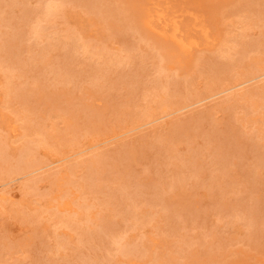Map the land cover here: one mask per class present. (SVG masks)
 Instances as JSON below:
<instances>
[{"label": "rangeland", "instance_id": "obj_1", "mask_svg": "<svg viewBox=\"0 0 264 264\" xmlns=\"http://www.w3.org/2000/svg\"><path fill=\"white\" fill-rule=\"evenodd\" d=\"M21 1L22 0H0V36H3H1V38L6 37L10 32H15L17 29L15 26L21 27L22 31H19L20 33L22 32L21 35L18 33L19 41L21 40L19 43V47H21V49L19 48V52L20 55L22 54L21 57L27 60L28 63L34 62L33 60L47 59L52 55L60 56L61 54L67 53L75 56L76 63H73V66H71L73 70L76 67L74 70L75 74L61 73L59 79H56L51 72L47 74L48 80H50L48 84H52L48 90L54 88L53 90H56L57 94H59L62 90L64 91L65 87H69L71 89L70 93L74 96V99H72L74 102L69 103L65 101L67 92H65L64 95H58L60 97H55V95L51 94L49 97H43L40 92L30 90V98L28 100L29 106L27 105L29 109L26 111L34 114L36 117L31 119L30 124L32 128H30L28 132L24 127V121L19 118L20 110L22 109L21 111H23L26 105L19 102V97L7 100L3 88L1 87L3 75L0 67V146L4 147L7 153V160L0 161V190L7 186L4 185V183H7L9 180L15 179L10 184H24L21 187L22 189L16 188L19 190L15 189L13 190L14 192L12 191L13 194L7 201V204L0 209V264H19L23 262L27 264L32 262V264H38V256L34 255L37 251V254L41 252L40 255L42 257L43 255L47 257H44L46 264H86V262L90 264L91 261L93 262H91L92 264H147L150 256L158 257L162 251H173V253L174 251H178V246L181 243V236L184 234L191 237L196 235H200V237L207 236V242H205L209 244L216 229L222 231V236H220L221 242L218 244L216 254L213 255V252H211L209 256L206 253L200 254L198 252H193L188 257H184V255H181L182 253H179L175 261H179L180 264H185L186 260L189 258V264H205V262L207 264H226L223 261L221 262V260L227 256V259H229L227 264H231L232 262L236 264H264V242H259L260 244L258 245H260V249L259 247L254 248L253 245L244 240L242 234L247 232V227L249 229L255 227H253L251 223L248 224V221L250 222L252 219H250L251 217H249L250 215L246 213L245 209L241 207L242 205H248V208L254 206V211L251 209L250 212H254L261 218L258 224L264 229V161H258V166H253V170L247 173L242 171L243 167L241 164L238 166L233 164L232 161L229 164V161L224 162L226 159L222 160V158H215V156L212 155L206 162L208 166H206L205 169L202 168V171H197L196 174L190 172L187 175L188 177H185L184 180L178 172L180 168L183 169L181 167L182 158H186L187 155L191 154V159L194 160H198L201 154L202 156L208 155L207 153L210 152L205 148L214 147L213 143L215 139L211 137L216 138L217 135L220 137L222 136L225 141L227 135L229 141L237 137L242 140V147L240 146L232 149L230 147L231 151L233 149L239 151L236 152L238 153V158H241L240 150L241 148H246L245 144L248 140H255L254 142H257L256 146H258V149H261L260 151L264 149V145H262L264 141L262 138L258 137L263 121L261 119L254 120L249 118L253 113L251 107L247 111H241L237 108L230 109V107H228L229 109H217L216 107L219 104L218 102L232 96L235 94L236 90L248 87L251 88L256 82V84H260V81L254 80L244 85V87L232 89L223 94L221 93L224 89L234 86V84L239 82L243 77H251L253 74L252 71L247 69V66V68H245L243 64L249 62L251 56L260 57L264 55V50H254L242 58L239 57V61L237 59V61H229L224 56L226 54V45L228 43L233 44L232 42L235 38L244 32L240 27L241 0H162V2L170 1V4H172H169L170 6L175 7L176 10H182L179 11V14L184 13L181 16L183 18L184 15V19L181 18L184 22L189 20L192 21L194 18L193 15L199 13L198 15L202 16L201 21L204 20L206 22L205 24L210 26L209 35L212 39L210 38L211 40L209 39L208 41L203 37L201 38L200 33H198L200 32L198 28L196 29L197 33L195 30L192 31V33L199 38V43L197 48L191 49V52L189 51L188 54L177 50L168 38L152 32L143 24L141 20L144 15L143 6L149 0H105L106 2L100 0L99 3L104 1L102 6L101 3H97L98 0H80L81 3L79 0L78 2L77 0H70V3L68 2L64 5L58 13L64 15L63 18L61 16V18H55V20L40 21V26L43 27V33L41 31L42 39L39 41L34 40L31 35L32 33L29 32V25L44 18V7L39 5L40 0H24L22 1V3L24 2L23 5ZM18 2L20 5H18ZM107 4H109L111 8L105 10ZM9 5L10 8L12 7L11 9ZM96 6L98 10H90V8L94 9ZM11 11H14V13ZM24 13H28L26 18L23 17ZM61 19H63V21ZM15 22L17 23L14 25ZM6 23L8 24L4 26ZM25 24L28 26L27 28ZM67 28L78 30L83 38L92 40L95 43L98 42V44H100L98 46L104 50H111L112 52L124 50L127 56L136 59V61L128 65V70L138 65L140 67L144 66V69H141L145 72L141 71L139 76L136 74L138 78L140 77L138 80L136 79L137 77L135 78V75L133 79H129V81L125 78L127 76H125L124 80H117V83L115 80V82H113L112 79L105 76L98 79V75L95 76L94 74V66L105 65L102 60H94L92 52L84 51L79 41L62 48L58 41L52 37L53 35H62V31L65 33ZM12 29L14 30L12 31ZM49 29H51L50 31H55L51 33ZM246 32L255 37L260 35L261 28L254 26L246 30ZM256 39H258V37ZM234 51L235 50L230 49L229 53H234ZM33 52H36L37 56L33 54ZM245 53L247 54V50ZM30 56L36 59L30 58V61V59H28ZM210 58H216L220 63L224 64L228 62L229 65L224 68L210 65L209 67H212L215 71L203 72L202 69L207 67L206 63ZM29 66L30 65L27 64L26 69L30 68ZM76 70L79 72L77 73ZM158 70L161 71L159 74L160 79L157 78V86L152 87L153 84L157 83L152 81V77L154 74L158 73ZM170 75L175 78L171 80L172 82L170 84H174L175 82L178 85H176V87L175 85H170L172 90L170 89V92L166 94L163 101H159L158 97L154 95L156 92H162L164 89L163 84L169 81ZM134 79L137 81L135 87L133 85L134 82L132 83ZM188 79L191 80L190 84L187 83L185 86L181 83L187 82ZM66 85H68V87ZM177 87H179V89ZM216 93H218V95L212 97L214 99L210 98L211 101L208 99L205 100L206 102L202 100ZM215 98H217V101H214ZM200 100H202V102ZM160 102H164L165 105H167L165 112H161L159 108ZM210 104L213 106H209ZM254 104L255 102L252 101L250 106ZM65 105L70 106L71 110H77L78 107H81L82 110L79 113L71 114L62 109ZM187 106L189 107L181 110V108ZM148 109L154 111L150 116L146 114ZM207 110L212 112L211 119L207 122L210 126V130L204 128V123H198V125L191 126L192 128L190 127L187 135L183 133L178 137H169L156 143L160 145L161 151L152 154V159H154L155 163L157 162L153 164L158 165V162H160L159 160L163 158L164 160L166 159L167 162V164L161 168L162 170H160V172L157 168L155 171L152 169L153 166L151 162L146 164L145 161H142L141 154L144 150L150 148L148 144L144 145L145 143L139 145L141 147H137V153L133 151L130 154L132 157H138V159L132 161L131 164H128L127 160L123 158L113 159L112 161L118 164V170L116 171L111 168L108 173H103L101 170H98V168L101 169L100 165L99 167L96 166L93 168L91 173L88 171V168L98 162L96 159L99 158V155L105 151L121 147L131 140L134 141L146 134L152 133L153 130L164 126H170L194 114H199ZM168 113L171 115L160 119V121H155L157 118ZM82 117L90 118V122H88L91 124L83 123ZM237 117L240 119H237ZM224 118L233 119L238 128L237 134H233L232 132L226 134L223 129L225 125ZM150 121L152 122L151 124L141 128L139 127ZM215 128H217L216 131ZM46 132L49 133L48 136L45 135ZM229 133L232 136L229 135ZM60 134H64V137L57 138ZM190 137H192V139H189ZM29 145L33 147L34 151L29 155H23L22 152L25 154V152L29 150ZM163 149L164 152L162 151ZM196 155L197 157H195ZM96 156L98 157L94 158ZM60 158L63 159L60 160ZM220 159L222 161H219ZM53 162L56 163L54 164ZM209 162L211 163L209 164ZM240 162H242V160H240ZM261 162L262 164H260ZM222 165L224 166L222 167ZM128 166H131L132 171L127 177L132 180L131 182L136 188L139 187L138 189H140L130 188L129 190H132L133 193L129 192L128 189H120L118 183L123 174V169L128 168ZM211 166H213L212 171L214 176L210 171ZM219 166L221 167L219 168ZM225 166L226 174L224 173ZM203 171L208 173L207 177ZM210 175L213 176L212 181ZM88 176H91V180L97 181L94 191H92L93 189H91V187L85 186ZM196 176H198V178ZM214 179L219 182L222 181L221 186ZM236 179L242 180L241 182L243 183H241V185L238 184ZM169 182L175 186L173 185V188H169L170 184H167ZM211 182H213V184L215 182L218 184L215 190V201L210 200L214 194V192H212L213 190H211ZM225 182L228 185H226ZM255 182L261 186L263 185V188H257L256 190L253 187L254 190H252L251 185L253 186ZM82 183L85 184L83 185ZM158 183L165 184L167 189L166 192H163V189L161 190L162 187ZM236 183L237 186L235 185ZM25 185L27 188H24ZM152 186L154 187L152 188ZM207 188L211 191L208 192ZM118 189H120V193H124V195L122 194L124 199L120 202L121 204L123 203L122 206L120 204L102 205L96 197L101 194L105 198L108 193ZM156 189H158V192H156ZM181 189L184 190L186 194H191L194 191L191 195L194 194L193 197H195L196 200L192 202L190 208L187 207L182 210L180 209L181 212H175L177 214H185L187 218L191 217L192 212H194L192 218L199 216L202 219L196 222L195 220H183L185 219L183 218L185 215L180 218L177 217L178 222H183L182 225H180L179 229L174 228L172 233H170V231L168 234V232L162 230V224H164L165 221L160 214L162 212H171L173 209L176 210V204L174 202L176 199L175 196ZM251 190L253 192H250ZM259 190L263 193L261 201L257 198V192ZM160 191L161 194L163 193L162 198ZM17 192H19V194H17ZM141 192L146 195H143ZM153 192H156L159 196ZM15 194H17L16 197ZM136 197L140 198L137 199ZM65 198H71L75 208L68 212L69 222L61 224L57 223L58 211L56 210L54 213H50L47 209L56 204L59 200ZM146 198L148 200H146ZM158 198H161V202ZM138 200L142 203V206L137 202ZM147 201H149V203L151 202V204L148 203L147 205ZM249 201L251 202L249 203ZM215 203H218L219 206H216ZM223 203H229V208L225 209L220 206V204ZM137 205L138 207L136 208ZM146 205L147 207H145ZM110 206H114L115 210H110ZM198 206L202 207L199 208ZM162 207L164 209L166 208V210ZM233 207H239L241 211ZM129 209H132L131 213L133 212V214L130 213L128 216L127 214L130 212ZM147 209L149 210L147 211ZM138 211L140 212L138 213ZM82 212L89 213L90 218L86 219ZM141 212H143V214H141ZM206 212L208 214H206ZM244 212L247 215V219ZM137 213L138 218L136 216ZM236 213L238 215L235 216L234 214ZM130 215H134L136 219L133 218L135 221L129 220L127 224ZM99 219H104L114 224V227L112 226L111 228L114 231L117 241L119 240L120 242L121 240V242L120 246H116L117 244L115 243L114 246L112 245L113 240L110 241L107 235L106 238L108 240H106L110 242L102 244L101 247L99 246L102 252H104V256L91 257V260V258H87L84 255V249H78L77 245L81 243V237L88 231L87 228H84L86 224H92L93 227H95L94 230L102 228L98 225ZM124 219H126V221ZM226 219L230 220L227 222ZM246 221L247 223H244ZM157 222H159V224H157ZM224 223L229 225L225 224L226 226L221 227ZM233 223L236 224L234 225ZM231 224L233 225L231 226ZM250 225L251 227H249ZM57 240L61 241V245L58 248L56 247ZM132 241H134V244ZM124 242L126 247L122 248L121 244H124ZM262 245L263 248L261 247ZM194 246L195 245H193L191 249H193ZM116 247L117 249L114 250ZM147 248L148 250H146ZM133 249L135 251H133ZM75 252L77 254H75ZM149 253H151V255L148 256ZM176 253L175 256L177 255ZM184 253L188 254V252ZM108 254L110 255V260L107 261V259H109ZM140 254L143 256H139ZM75 255H77L76 258H74ZM207 258L210 261L207 262ZM59 259L68 262L64 263V261H59Z\"/></svg>", "mask_w": 264, "mask_h": 264}, {"label": "bare ground", "instance_id": "obj_2", "mask_svg": "<svg viewBox=\"0 0 264 264\" xmlns=\"http://www.w3.org/2000/svg\"><path fill=\"white\" fill-rule=\"evenodd\" d=\"M7 1V0H6ZM12 1V0H11ZM15 1V0H14ZM24 1V0H22ZM21 1V3H22ZM70 0H40V4L41 6H43L44 8V18H41L39 19L38 21H36L34 24L31 23V25H29V32H31L34 40H37L39 41L41 38V34L43 33V30L40 26V23L43 21V20H52L55 18H62L64 17V15H61V14H58L61 10V8H63L64 5H66ZM80 1V0H79ZM93 1V0H92ZM100 0L97 1V3H99ZM105 1V0H104ZM104 1H101V6H102V3ZM108 1V0H107ZM78 2V0H77ZM106 2V1H105ZM9 3V2H8ZM13 3V2H12ZM24 3V2H23ZM22 3V5H23ZM70 3V2H69ZM81 3V1H80ZM91 3V2H90ZM96 3V2H95ZM99 3V4H100ZM171 2L169 1H166V2H162V0H149L148 2H146V4H144L143 6V10H144V15L143 17L141 18L143 24L148 27L152 32L154 33H157L158 35L160 36H164L166 38H168L173 44L174 46L176 47L177 50L181 51V52H185L188 54V52L190 51L191 52V49L193 48H197V45H198V41H199V38L196 37V35L194 33H192L193 30H195L196 32V29L198 28V30H200V35H201V38L203 37L205 40H209L210 38L212 39V37L209 35V29H210V26H207L205 23V21H201V18L202 16H198L197 15H193L194 18L192 21H187V22H184V15H183V18L181 17L182 14L184 13H181L179 14L180 12L179 11H182V10H176L175 7H172L170 5ZM4 4V3H3ZM6 4V3H5ZM83 4V3H82ZM170 4V5H169ZM14 5V4H13ZM18 5L19 2H18ZM26 5V3H25ZM15 6V5H14ZM28 6V5H27ZM104 6V5H103ZM109 4H107V8L106 9H109L111 8V6H109ZM26 7V6H25ZM24 7V8H25ZM88 7V6H87ZM99 7V6H98ZM9 8H10V5H9ZM12 8V7H11ZM10 8V9H11ZM18 8V7H16ZM86 8V7H85ZM97 6L94 7V9H91L90 10H98ZM22 9V8H21ZM102 9V8H101ZM240 9H241V18H240V27L242 28V30L244 31L243 33L240 34V36H238L237 38H235V40L232 42L233 44L231 43H228L226 45V54L224 55L229 61H235L236 59L239 61V57H244L246 55L249 54V52L251 51H254V50H257V51H263L264 50V0H241L240 1ZM32 10V9H31ZM100 10V8H99ZM116 10V9H115ZM15 11V10H14ZM14 11H11L14 13ZM19 11V10H18ZM23 11V10H22ZM25 11V10H24ZM26 11H29V10H26ZM191 11V10H190ZM10 12V13H11ZM194 12V11H192ZM16 13V12H15ZM22 13V12H21ZM29 13V12H28ZM28 13H24L23 14V17L26 18ZM56 13V14H55ZM189 13V12H188ZM197 13V12H196ZM55 14V15H53ZM187 14V13H186ZM194 14V13H193ZM21 15V14H20ZM30 15V14H29ZM13 16V15H12ZM31 16V15H30ZM18 17V16H16ZM21 17V16H20ZM200 17V18H199ZM19 18V17H18ZM22 18V17H21ZM20 18V19H21ZM40 18V17H39ZM182 18V19H181ZM29 19V18H27ZM38 19V18H37ZM36 19V20H37ZM1 20V18H0ZM14 20V19H12ZM42 20V21H41ZM63 21V19H61ZM32 21V20H30ZM41 21V22H40ZM61 21V22H62ZM23 22V21H22ZM65 22V21H64ZM1 23V22H0ZM17 22L14 23V25L16 24ZM28 23V22H27ZM30 23V22H29ZM66 23V22H65ZM8 23L4 24V26H6ZM21 24V22H20ZM56 24V23H55ZM1 25V24H0ZM3 25V24H2ZM14 25H13V28H14ZM26 25V24H25ZM45 26V25H44ZM54 26V25H53ZM57 26V24H56ZM65 26V24H64ZM254 26H258L261 28V32H260V35L258 36H255L256 38L258 37V39H256L252 34H248L246 32V30H248L249 28H253ZM1 27V26H0ZM9 27V26H8ZM17 29L15 32H10L6 37L4 38H1L0 36V67L2 69V75H3V81L1 83V87L3 88V91L5 93V97L7 98V100L9 99H12V98H15V97H19V102L22 103L23 105H26V108H24L23 111L20 110V115H19V118L22 119L24 121V127L27 129V131L29 132L30 128H32V125L30 124V121L31 119H34V117H36L34 114L30 113V112H27L26 110L29 109V103H28V100H29V93H30V90H34L36 92H40V94L43 96V97H49L50 94L51 95H55V97H60L58 95H64L65 92H67V96L65 97V101L69 102V103H72L74 101H72V99H74V96L70 93L71 89L68 87V85H66L68 88L65 87L64 91L62 90L61 93L57 94L56 90H53L54 88H52L51 90H48L49 87L52 85H49L48 84V81L50 82V80H48V76L47 74L49 72H51L52 74H54V77L56 79H59L60 78V75L61 73H67V74H75V68L74 70L72 69L71 66H73V63L75 64L76 62V57L71 55V54H61L60 56L59 55H52L50 57H48L47 59H40V60H33L34 62H31V63H28L27 60H24L21 56L22 54L20 55V52H19V48L21 49L20 46V41H19V35L18 33L21 35V33L19 31H22V28L20 27H17L15 26ZM28 26L26 25V28ZM51 27V26H50ZM55 27V26H54ZM63 27V26H62ZM11 28V27H10ZM19 28V30H18ZM70 28V27H69ZM1 29V28H0ZM15 29V28H14ZM12 29V31L14 30ZM46 29V28H45ZM54 29V28H53ZM51 29H49L50 31ZM60 30V29H59ZM58 30V31H59ZM2 31V30H1ZM8 31V29H7ZM42 31V33H41ZM55 31V30H54ZM54 31H50L51 33L54 32ZM62 31V30H61ZM63 34L62 35H53L52 37H54L58 43L60 44V47H67L68 45L74 43V42H80V45L82 46V48L84 49V51H91L92 52V56L94 57V60H102L105 65L101 66V65H95L94 66V69H95V76H97V78L99 79L100 77L102 76H105L109 79H112L113 82L116 81L117 83V80H124L125 78H127V80L129 81V79H133L134 75H135V78L138 80V76L139 74L141 73L142 69H144L138 65H135L134 67H131L130 70H128V65L134 61H136V59L134 57H129L127 56L125 53H124V50H120L118 52H112L111 50H104L102 49L101 47H99L98 45V42L95 43L94 41L92 40H89L87 38H83V36H81L80 32L76 29H68L66 30V32L64 33V31H62ZM50 33V34H51ZM197 33V32H196ZM2 34V33H1ZM55 34V33H54ZM59 34V32H58ZM4 35V34H3ZM44 35V34H43ZM31 36V37H32ZM216 36V35H215ZM3 37V36H2ZM210 39V40H211ZM215 41V40H214ZM130 44V43H129ZM208 44V43H207ZM36 45V44H35ZM58 45V44H57ZM200 45V44H199ZM30 47V45H29ZM36 47V46H35ZM37 48V47H36ZM126 48V47H124ZM32 49V48H31ZM30 49V50H31ZM34 49V47H33ZM39 49V48H38ZM230 49H233L235 50L234 53H229V50ZM36 50V49H35ZM247 50V54L245 53ZM34 51V50H33ZM31 52V51H29ZM33 54H36L37 56V53L33 52ZM39 54V52H38ZM191 54V53H189ZM31 55V54H30ZM42 57V56H41ZM40 57V58H41ZM75 57V58H74ZM30 58H35V57H29L28 59ZM36 59V58H35ZM236 60V61H237ZM242 60V59H241ZM31 61V59H30ZM29 64L30 68L26 69V65ZM32 65V66H31ZM207 67L204 69H202L203 72H209V71H212V67L210 68L209 66H215V67H219V68H224L226 67L227 65H229L228 62H226V64L224 63H220L216 58H210V60L206 63ZM243 66H245V68L249 69L250 71H252V75L251 77H248V78H245L243 77L242 79H240L239 82L235 83L234 86L232 87H229V88H226L224 89L223 91H221V93H226L232 89H238L240 87H244V85L248 84L249 82L251 81H254V80H258L260 81V84H256L251 87V88H242L240 90H236L235 94H233L232 96H229L223 100H221V102H218L219 104L216 106L217 109L220 108V109H223V108H228L230 107L231 108H237V109H240L241 111H247L250 107L252 108V115L249 117L250 119H254V120H257V119H261L263 121V125L262 127H260V132L258 134V137L262 138L263 141H264V55L263 56H258V57H252L251 56V60L249 62H246L245 64H243ZM247 66V67H246ZM250 66V67H249ZM214 67V68H215ZM142 68V69H141ZM0 69V70H1ZM229 69V68H228ZM215 71V70H213ZM77 72V70H76ZM79 72V71H78ZM77 72V73H78ZM142 72H145V71H142ZM76 73V74H77ZM97 73V74H96ZM161 73L160 70H158V73L157 74H154V76L152 77V81L153 82H157L156 84H153L152 87H156L157 84H158V79L159 78V74ZM50 74V73H49ZM80 74V73H79ZM136 74H138V76H136ZM1 75V76H2ZM142 75V74H141ZM80 76V75H79ZM127 76V77H125ZM158 76V77H157ZM125 77V78H124ZM155 77V79H154ZM173 76L170 75L169 76V81L164 83L163 84V90L162 92L159 91V92H156L154 96H157L159 101L162 100L163 101V98H165L166 94L170 92V89L172 90V88H170V85L176 87V85H178L177 83H175L174 81V84H170L173 80ZM175 79V78H174ZM115 80V81H114ZM135 80V79H134ZM132 81L134 87H135V83L137 82L136 80L135 81ZM177 80V79H176ZM175 80V81H176ZM190 81L191 80H187V82H181V81H178V82H181L183 85L186 86L187 83L190 84ZM1 82V81H0ZM160 83V82H159ZM185 83V84H184ZM137 85V84H136ZM182 85V86H183ZM65 86V85H64ZM64 86H61V87H64ZM179 86H180V83H179ZM181 86V87H182ZM184 86V87H185ZM55 87V86H54ZM179 89V87H177ZM58 89V88H57ZM182 89V88H181ZM180 89V90H181ZM61 90V89H60ZM164 91V92H163ZM174 91V90H173ZM216 95H218V93L216 94H212V95H209L207 96V98H203L202 100L205 101V100H210L211 99H214L212 97H215ZM226 95V94H225ZM62 97V96H61ZM219 98V97H217ZM215 98L214 101H217ZM224 98V97H222ZM58 99V98H57ZM202 100H200L202 102ZM220 100V99H219ZM199 101V102H200ZM255 102V104L253 106H250V103L251 102ZM198 102V101H197ZM206 102V101H205ZM130 103V102H129ZM210 103V102H209ZM213 103V102H212ZM197 104V103H196ZM28 105V106H27ZM129 105V104H128ZM193 105V104H192ZM202 105V104H201ZM166 106L164 102H160V105H159V108L161 110V112H165L166 111ZM209 106H213V105H209ZM189 106L187 107H183L181 108V110L183 109H186L188 108ZM63 110H65L66 112H69L71 114H76V113H79L81 112V107H78L77 110L76 109H72L71 110V107L68 106V105H65L62 107ZM229 109V108H228ZM231 111V110H230ZM153 110H147V116H150L153 114ZM19 113V112H18ZM232 113V112H231ZM233 114V113H232ZM234 114H235V111H234ZM169 115L171 114H164L162 115L160 118H157L155 121H160V119H163V118H166L168 117ZM211 115H212V112L210 110H207L205 112H202V113H197V114H194L184 120H181V121H178L170 126H164V127H161V128H158L156 130H153L152 133H149V134H146L145 136L143 137H140L139 139L137 140H134V141H129L127 142L126 144H124L123 146L121 147H118V148H112L108 151H105L104 153L100 154L99 155V158H97L98 156L94 157V158H97L96 160L98 161L96 164H94L93 166H91L90 168H88V171H90V173L93 171V168H95L96 166L101 167V169L98 168V170H101L103 173H108L110 171V169L112 168L114 171L118 170V164L117 162H113L112 160L113 159H120V158H123V159H126L128 164H131L132 161H135L138 159L137 156H130V154L134 151V153H137L138 150L137 147H141L139 145H147L150 146L149 149L147 150H144V152L141 154V159H143L142 161L147 164V163H150L152 164V169H154V171L156 170V168L159 170H162L161 168L167 164L166 162V159L164 160L161 159L159 160L160 162H158V165H154L153 163L154 162V159L153 158V153H159L161 151V147L160 145L156 144L158 143V141H163L169 137H178L179 135L185 133L184 135H187L188 134V131L190 129L191 126H195V125H198V123H204L205 126L204 128H206L207 130H210V126L209 124L207 123L210 119H211ZM234 116V115H233ZM244 117V115H243ZM90 118L88 117H82V122L83 123H89ZM100 119V118H99ZM104 119V118H103ZM237 119H240L239 117H237ZM224 122H225V125L223 126V129L224 131L226 132V134L228 132H232L233 134H237V126L235 125L233 119L231 118H224ZM248 120V119H247ZM89 121V122H88ZM95 121V120H93ZM154 121V122H155ZM101 122V120H100ZM103 122V121H102ZM153 122V123H154ZM147 123V124H146ZM142 125H140L139 127H144L145 125H148V124H151L152 122L150 121L149 123L146 122ZM207 123V124H206ZM91 124V123H89ZM41 127V126H40ZM43 127V126H42ZM192 128V127H191ZM214 128V127H213ZM133 129V128H132ZM131 129V130H132ZM136 129V128H135ZM217 128H215V131H216ZM201 132V131H200ZM213 132V131H212ZM60 133H63V132H60ZM171 133V134H170ZM209 134V132H208ZM211 134V133H210ZM222 134V133H221ZM220 134V135H221ZM225 134V133H224ZM46 136L49 135L48 132L45 133ZM207 135V133H206ZM217 135V134H216ZM215 135V136H216ZM229 135H231L229 133ZM239 135V134H238ZM52 136V135H51ZM232 136V135H231ZM55 137V136H54ZM64 137V134H60L59 136H57V138H62ZM209 137V136H208ZM207 137V138H208ZM237 137V136H236ZM184 138V137H183ZM212 139H215L214 141V147L212 148H205L206 150H208V152L210 153H207L208 155H205V156H202V152L200 153L201 154V157L198 159V160H194V159H191V154L187 155L186 158H182V165L181 167L183 169L180 168V170L178 171L180 173V176L182 177V179L184 180L185 177L187 178L188 176V173H192V174H196L197 171H202V168H206L207 165V160H209L210 156L214 155L215 158L216 157H220L223 159H226L224 162L226 161H229V164L230 162L232 161L233 164L235 165H238L240 166V164L242 165L243 169L242 171L243 172H251V170H253V166L255 167V165L258 166L259 162L258 161H264V149L262 151H260L261 149H258V146H256L257 142L255 143L253 140H248L246 141V148H241L240 152H241V158H238L237 157V154L236 152H239L238 150L236 149H233L231 151L232 148H235V147H242V140L239 139V137L235 138L234 140H230L229 141V138H228V135H227V139L226 141L224 140V138L221 136H216V138H213L211 137ZM210 138V139H211ZM234 138V137H233ZM231 138V139H233ZM252 138V137H250ZM189 139H192V137H190ZM247 139V138H246ZM259 139V138H258ZM261 139V140H262ZM110 140V139H109ZM108 141V140H106ZM105 141V142H106ZM262 141V143H263ZM222 143V144H221ZM219 144V146H218ZM96 145H99V144H96ZM94 145V146H96ZM195 145V144H194ZM264 145V143L262 144ZM30 147L29 150L27 152H25V154L22 152L23 155H29L31 152L34 151L33 147L32 146H28ZM93 147V146H91ZM153 147V149H152ZM156 147V148H155ZM189 147V146H188ZM231 147V149H230ZM262 147V146H261ZM260 147V148H261ZM90 148V147H89ZM187 148V147H186ZM197 148V147H196ZM27 149V148H26ZM26 149H23V150H26ZM140 149V148H139ZM188 149V148H187ZM194 149V148H193ZM198 149V148H197ZM87 150V149H86ZM190 150V149H189ZM200 150V149H199ZM164 152V149L162 150ZM188 151V150H187ZM193 151V150H192ZM186 152V151H185ZM197 152V150H196ZM199 153V152H198ZM234 154V155H233ZM96 155V154H95ZM93 155V156H95ZM98 155V154H97ZM137 155V154H136ZM229 155V156H228ZM92 156V157H93ZM183 156V155H182ZM240 156V155H239ZM70 157V156H68ZM104 157V158H102ZM185 157V155H184ZM197 157V155L195 156ZM243 157V159H242ZM140 158V156H139ZM193 158V156H192ZM214 158V157H213ZM63 159V158H62ZM60 158V160H62ZM66 159V158H64ZM218 159V158H217ZM1 160H7V153L5 152V149L4 147L0 146V161ZM59 160V161H60ZM221 159L219 161H222ZM240 160H242V162H240ZM210 161H213V160H210ZM57 162V161H56ZM56 162H53L54 164ZM157 163V162H156ZM155 163V164H156ZM211 162H209L210 164ZM213 163V162H212ZM216 163V162H214ZM219 164V163H218ZM223 164V163H222ZM227 164V163H226ZM262 164V162L260 163ZM51 165V164H50ZM221 165V164H220ZM154 166H157V167H154ZM224 165H222L223 167ZM228 166V165H226ZM226 166L224 167L225 170H224V173L226 174ZM212 167L211 166V173L213 175V171H212ZM215 167V165H214ZM221 166H219L220 168ZM216 168V167H215ZM218 169V168H217ZM157 170V171H158ZM215 170V169H213ZM131 166L126 169H123V174L121 175L120 177V180L118 181L119 185H120V189H130V188H136V186H134V184H132V180L127 177V175L129 173H131ZM219 171V169H218ZM217 171V172H218ZM222 171V170H221ZM255 171V170H254ZM195 172V173H194ZM230 172V171H229ZM233 172V171H232ZM253 172V171H252ZM203 173H205V176L207 177V174L206 171ZM161 174V173H160ZM164 174V173H163ZM222 174V173H220ZM162 175V174H161ZM201 175V174H200ZM198 175V176H200ZM246 175V174H245ZM249 175V174H247ZM258 175V174H257ZM178 176V175H177ZM193 176V175H191ZM190 176V177H191ZM198 176H196L198 178ZM211 176V175H210ZM214 176V175H213ZM211 176V181H212V177ZM231 176H234V175H231ZM181 177H178V178H181ZM195 177V178H196ZM223 177V176H222ZM228 177V176H226ZM216 178V176H215ZM257 178V177H255ZM91 176H88V178H86V184L85 183H82L83 185L85 184V186H88V187H91V189H93L92 191H94V187H95V184L97 183V181H94V180H91ZM159 179V178H158ZM15 180V179H13ZM13 180H9L7 183H4V185H7L4 189H1L0 190V209L1 207H4L6 204H7V201L10 199L11 195L13 194L12 191L15 190L16 188H21L24 184H10ZM165 180V179H164ZM178 180V179H177ZM188 180V179H186ZM185 180V181H186ZM216 180V179H214ZM222 180V179H221ZM220 180V181H221ZM237 180V183L241 185V182L242 180ZM244 180V179H243ZM254 180V179H253ZM259 180V178H258ZM160 181V180H159ZM179 181V180H178ZM177 181V182H178ZM184 181V182H185ZM217 183L220 184L221 186V182H219L218 180H216ZM255 181V180H254ZM253 181V182H254ZM261 181V180H260ZM134 182V181H133ZM182 182V180H181ZM214 182V181H213ZM213 182H211V190H213L212 192H214V194L212 195L211 199L210 200H214L215 201V190L217 189L218 187V184L215 182L213 184ZM179 183V182H178ZM183 183V182H182ZM224 183V182H223ZM226 183V182H225ZM233 183V182H232ZM237 183L235 184L237 186ZM262 183V182H261ZM156 184V183H155ZM159 184V183H158ZM157 184V185H158ZM167 184H170L167 183ZM234 184V183H233ZM155 185V186H157ZM162 188L161 190L163 189L164 191L163 192H166V187H165V184L163 185L162 183L159 184ZM158 185V186H159ZM173 185L174 184H170L169 185V188H173ZM209 185V183H208ZM223 185V184H222ZM226 185H228L226 183ZM175 186V185H174ZM207 186V185H206ZM234 186V185H233ZM244 186V185H243ZM242 186V187H243ZM29 187V186H28ZM154 186H152L153 188ZM184 187V186H183ZM241 187V186H240ZM248 187V186H247ZM252 187V190L256 189L257 188H263V185H259L258 183H253V186L251 185ZM254 187V189H253ZM24 188H27L26 185L24 186ZM139 187H137L136 189H138ZM151 188V187H150ZM156 188V187H155ZM167 188H168V185H167ZM207 188V190H208ZM220 188V187H219ZM239 188V187H238ZM19 189H16V190H19ZM22 189V188H21ZM116 190V191H112L110 193H108V195L104 198L103 195H97L96 197L99 199L100 203L102 205H114V204H117V205H121L122 204L120 203L124 198L122 196V194L124 195V193H120L119 190ZM179 189V188H177ZM221 189V188H220ZM236 189V188H235ZM240 189V188H239ZM140 190V189H138ZM147 190V189H146ZM149 190V189H148ZM175 190V189H174ZM211 190H208V192H210ZM250 191V192H253V191ZM255 190V191H256ZM25 191V190H24ZM14 192V191H13ZM23 192V190H22ZM129 192H132V190H129ZM143 193H145L144 191H142ZM141 192V193H142ZM150 192V190H149ZM156 192H158V189H156ZM155 192V193H156ZM194 192V191H193ZM192 192V193H193ZM239 192V191H238ZM98 193V192H97ZM101 193V192H100ZM133 193V192H132ZM142 193V194H143ZM151 193V192H150ZM154 193V192H153ZM154 193V194H155ZM191 193V194H192ZM236 193V192H235ZM242 193V191H241ZM255 193V192H254ZM258 195H257V198L258 200H262V191L259 190L258 192ZM256 193V194H257ZM17 194H19V192H17ZM15 194V197L16 195ZM127 194V193H126ZM163 194V193H162ZM162 194H161V191H160V195H161V198H162ZM191 194H186V192L184 190H179L177 193H176V199H175V206H176V210H172L171 212H162L160 215H162L161 217L164 219V224H162V230L164 232H169L172 233V230H174V228H178L180 227V225H182L183 222H178L177 221V217H181V216H184L185 214H177L175 211H178V212H181L182 209L184 208H187L189 207L190 208V205L192 204V202L194 200H196L195 197H193V195ZM252 194V193H251ZM133 195V194H131ZM143 195H146V194H143ZM156 195L159 196V194L156 193ZM196 195V194H195ZM221 195V194H220ZM241 195V194H240ZM244 195V194H243ZM121 196H122V199H121ZM128 196V195H127ZM138 196V195H137ZM151 196V195H149ZM154 196V195H153ZM249 196V195H248ZM146 197V196H145ZM152 197V196H151ZM264 197V196H263ZM14 198V197H13ZM137 199L140 198V197H136ZM142 198V197H141ZM149 198V197H148ZM161 198L159 199L160 202H161ZM168 198V196H167ZM223 198V197H221ZM254 198V197H253ZM157 199V200H158ZM207 199V198H206ZM242 199V197H241ZM141 200V199H140ZM145 200V199H144ZM146 200H148L146 198ZM151 200V199H150ZM155 200V199H154ZM164 200V199H162ZM198 200V199H197ZM234 200V199H233ZM245 200V199H244ZM257 200V201H258ZM125 201V200H124ZM135 201V199H134ZM152 201V200H151ZM165 201V200H164ZM256 201V202H257ZM130 202V201H129ZM136 202V201H135ZM138 203H140V205L142 204L141 202H139V200L137 201ZM166 202V201H165ZM251 201H249L250 203ZM253 202V201H252ZM149 201L146 202V204L148 205ZM171 203V202H170ZM236 203V202H235ZM254 203V202H253ZM151 204V202L149 203ZM154 204V203H153ZM178 204V205H177ZM248 204V203H247ZM255 204V203H254ZM136 205V204H135ZM139 205V204H138ZM138 205L136 206V208L138 207ZM144 205V204H143ZM147 205L145 207H147ZM158 205V204H156ZM162 205V204H161ZM216 206H219L218 203H215ZM234 205V204H233ZM252 205V204H251ZM250 205V206H251ZM256 205V204H255ZM263 205V204H261ZM142 206V205H141ZM155 206V205H153ZM167 206H171V205H167ZM205 206V204H204ZM215 206V207H216ZM220 206L224 207L225 209L229 208V203H223V204H220ZM239 206V205H237ZM248 206V205H247ZM246 205H242L241 207L243 209H245L246 213L248 215H250L249 217H251L250 219H252L250 222L248 221V224L251 223L253 227L255 228H252V229H249L247 227V232H245L244 234H242L244 236V240L249 242L251 245L254 246V248L256 247H259L260 248V243L264 242V229L262 226H260L258 223H259V219H261L258 215H256L254 212H250V210L254 209L255 207L251 206L252 208H248ZM16 207V206H15ZM117 207V206H116ZM140 207V206H139ZM164 207V206H163ZM162 207V208H163ZM199 208H201L200 206H198ZM206 207V206H205ZM214 207V206H213ZM75 207L73 206L72 204V200L71 198H65L63 200H59L56 204L50 206L47 211H49L50 213H54V211H58V218H57V223H65L66 222H69V214L68 212L70 210H73ZM110 210H115V207L114 206H110L109 207ZM118 208V207H117ZM120 208V207H119ZM135 208V209H136ZM211 208V207H210ZM235 208V207H233ZM232 208V209H233ZM134 209V208H133ZM142 209V208H141ZM140 209V210H141ZM164 209V208H163ZM168 209V208H167ZM181 209V210H180ZM212 209V208H211ZM231 209V208H230ZM236 210H240L241 208L237 207L235 208ZM249 209V210H248ZM130 210V209H129ZM138 210V209H137ZM136 210V211H137ZM149 209H147L148 211ZM166 210V208L164 209ZM171 210V209H170ZM234 210V209H233ZM235 210V211H236ZM132 209L130 210V212L127 214L129 216V214L131 213ZM155 211V210H154ZM224 211V210H223ZM241 211V210H240ZM254 211V210H253ZM127 212H128V209H127ZM140 211H138L139 213ZM184 212V210H183ZM188 212V211H187ZM205 212V211H204ZM233 212V211H232ZM263 212V211H262ZM84 215H85V218L86 219H89L90 215L89 213L87 212H82ZM95 213V212H94ZM138 213L136 214V216L138 215ZM146 213V212H145ZM191 213V212H189ZM198 213V212H197ZM245 213V212H244ZM245 213V215H246ZM261 213V212H260ZM28 214V213H27ZM26 214V215H27ZM31 214V213H30ZM133 214V212L131 213ZM135 214V212H134ZM141 214H143V212H141ZM154 214V213H153ZM156 214V213H155ZM194 212H192V216H193ZM206 214H208L206 212ZM239 214V212H238ZM237 213L234 214L235 216L238 215ZM95 215V214H94ZM125 215V214H124ZM223 215V214H222ZM29 216V214H28ZM34 216V215H33ZM68 216V217H67ZM189 216V215H188ZM189 217L187 218L186 215L183 217L185 219L183 220H195L196 222L200 221L202 218L199 217V216H195L192 218ZM123 217V216H122ZM155 217V216H154ZM161 217H160V220H161ZM241 217V216H240ZM246 219H247V215L245 216ZM32 218V217H31ZM136 217L134 215H130L129 219L127 220V224H128V221H133ZM138 218V216H137ZM244 218V217H243ZM126 219H124L126 221ZM132 219V220H131ZM139 220V219H138ZM152 220H155V219H152ZM158 220V219H157ZM156 220V221H157ZM180 220V219H178ZM209 220V219H208ZM224 220V219H223ZM227 220V219H226ZM230 220V219H228ZM227 220V222H228ZM249 220V219H248ZM87 221V220H86ZM135 221V220H134ZM137 221V220H136ZM185 221V222H186ZM124 222V221H123ZM138 222V221H137ZM151 222V220H150ZM193 222V221H192ZM232 222V221H231ZM235 222V221H234ZM244 223H247L244 222ZM264 223V222H263ZM125 224V225H127ZM157 224H159V222H157ZM191 224V223H190ZM224 223L221 227L223 226H226V225H229V224H226ZM234 225L236 223H233ZM231 224V226L233 225ZM246 224V225H248ZM98 225L100 227H102L101 229H97V230H94L95 227H93L92 224H86L84 226V228H87V232L81 237V243L77 245V248L78 249H84V255L87 257V258H91V257H102L104 256V252H102V250L100 249L101 245L102 244H105L107 242H110L111 240H113V244H117L116 246H120V242L119 240L117 241L116 239V236L114 234V231L112 230V226L114 224H111V222H108L104 219H99L98 220ZM245 225V226H246ZM154 226V225H153ZM189 226V225H188ZM114 227V226H113ZM128 227V226H127ZM212 227V226H211ZM236 227V226H235ZM251 227V225L249 226ZM155 228V227H154ZM183 228V227H182ZM207 228V227H206ZM232 228V227H231ZM114 229V228H113ZM212 229V228H211ZM249 229V230H248ZM85 230V229H84ZM220 230V229H219ZM218 229H216V231H214L213 235H212V239L209 241V244H206L207 240H206V237L207 236H201L200 235H196L194 237H191L189 235H182L181 236V243L180 245L178 246L179 250L178 251H173L170 252V251H162L160 252L159 256L158 257H154V256H150L149 258V261L147 264H167V263H170V264H180L179 261H175V258H178V255L179 253H182L181 255H184V257H188L191 253L193 252H198L200 254H210L211 252H213L212 254H216V249L218 247V244L221 242L220 240V236H222L221 232L222 231H219ZM232 230H235V229H232ZM82 231V230H81ZM210 231V230H209ZM230 231V230H229ZM116 233V232H115ZM108 235V236H107ZM173 235V234H171ZM205 235V234H204ZM240 235V236H242ZM110 238V241H107L108 239ZM175 236V235H174ZM198 236V237H197ZM172 237V236H170ZM226 237V236H225ZM231 237V236H230ZM118 238V237H117ZM107 239V240H106ZM177 239V238H176ZM129 240V239H128ZM126 241V240H125ZM206 241V242H205ZM229 241V240H228ZM111 242V243H112ZM123 242V241H122ZM131 242V240H130ZM260 242V243H259ZM132 243L134 244V241H132ZM61 245V241L60 240H57L56 242V247L58 248L59 246ZM108 245V244H107ZM110 245V244H109ZM111 245V247H112ZM124 245V246H123ZM147 247L149 248L148 244L146 243ZM194 246L193 249H191V247ZM100 246V247H99ZM115 246V245H114ZM129 246V244H128ZM135 246V245H134ZM121 247H126L125 246V242L124 244H121ZM137 247V246H136ZM203 247V248H201ZM263 248V245L261 246ZM76 248V249H77ZM138 248V247H137ZM136 248V249H137ZM148 248L146 250H148ZM42 249V247H41ZM112 249V248H111ZM117 249L114 248V250ZM120 249V248H119ZM191 249V250H190ZM261 249V248H260ZM75 250V249H74ZM105 250V249H104ZM113 250V249H112ZM126 250V249H125ZM150 250V249H149ZM41 251V250H40ZM106 251V250H105ZM110 251V250H109ZM126 251H129V250H126ZM133 251H135L133 249ZM138 251V250H137ZM136 251V252H137ZM82 252V251H81ZM123 252V251H122ZM121 252V253H122ZM132 252V251H131ZM141 252V251H140ZM143 252V251H142ZM145 252V251H144ZM177 252V253H176ZM184 252H188V254H185ZM38 253V251H37ZM34 254V255H37V262L38 264H46L45 261H44V256L43 257L40 255V254ZM43 253V252H42ZM175 253L177 254L175 256ZM184 253V254H183ZM75 254H77L75 252ZM80 254V252H79ZM127 254V253H126ZM125 254V256H126ZM129 254V253H128ZM144 254V253H143ZM82 255V254H81ZM80 255V257H81ZM122 255V254H121ZM133 255V254H131ZM135 255V254H134ZM137 255V254H136ZM145 255H146V252H145ZM151 255V253L148 254V256ZM77 255H75L74 258H76ZM109 254H108V258H109ZM139 256H143V255H139ZM210 256V255H209ZM182 257V256H181ZM47 258V257H46ZM86 258V259H87ZM210 258V257H208ZM206 259V261H210L209 259ZM228 257L225 256L221 262L223 261L224 263L227 264V261H229V259H227ZM55 259V258H54ZM99 259V258H98ZM97 259V260H98ZM47 260V259H46ZM49 260V259H48ZM83 260V259H81ZM85 260V259H84ZM88 260V259H87ZM90 260V259H89ZM92 260V258H91ZM102 260V259H101ZM110 260L107 259V261ZM177 260V259H176ZM58 261V260H57ZM59 261H62V259ZM64 261V260H63ZM62 261V262H63ZM96 261V260H94ZM189 258L186 260V263L189 264ZM68 262V261H66ZM64 261V263H66ZM92 262V261H91ZM90 262V264H92ZM97 262V261H96ZM33 263V262H32ZM32 263H29V264H32ZM49 263V261H48ZM70 263V261H69ZM85 263V262H84ZM95 263V262H94ZM98 263V262H97ZM103 263V261H102ZM105 263V262H104ZM185 263V264H186ZM229 263V262H228ZM19 264H27L25 262L23 263H19ZM51 264V263H49ZM58 264V263H57ZM68 264V263H67ZM72 264V263H71ZM74 264V263H73ZM83 264V263H82ZM86 264H88L86 262ZM183 264V263H182ZM205 264H207L205 262ZM223 264V263H222ZM230 264V263H229ZM231 264H236L235 262H232ZM238 264V263H237Z\"/></svg>", "mask_w": 264, "mask_h": 264}]
</instances>
